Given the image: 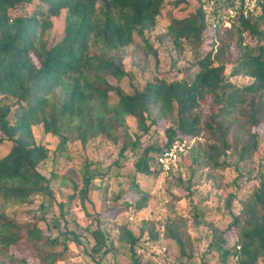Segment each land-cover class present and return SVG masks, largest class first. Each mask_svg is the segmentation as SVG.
Returning a JSON list of instances; mask_svg holds the SVG:
<instances>
[{"label":"trees","instance_id":"obj_1","mask_svg":"<svg viewBox=\"0 0 264 264\" xmlns=\"http://www.w3.org/2000/svg\"><path fill=\"white\" fill-rule=\"evenodd\" d=\"M165 2L0 0V144L9 145V150L0 156V264L28 263L25 249L41 264H54L63 258L68 242L79 240L78 233L69 226L66 201H56L53 195L51 181L55 174H46L40 168L49 151L36 143L32 131L35 124L59 138V153L65 152L69 141L78 140L85 145L102 137L120 142L112 160L119 165L126 151L141 149L133 162L134 169L143 175L156 177L162 172L156 163L157 155L175 139L188 138L196 139L189 154L191 163L200 166L201 160H205L210 168L208 177L217 187L225 188L242 176H250L247 166L254 162L260 145H264V135L258 132L260 126L264 129V0L258 12L245 16L238 8L232 17L228 10L234 7L233 0H221L219 9L213 10V22L206 18L203 0H195V8L188 15H171L164 35L179 52L184 41L195 50L197 60L191 78L162 77L128 93L118 85L128 75L124 68L125 49L135 43L136 35L146 53L157 56L146 34L155 29ZM181 4L189 6L188 0L173 1L175 7ZM61 11L63 34L58 41L48 44L45 35L52 26V17ZM226 20L229 27H223ZM210 26L211 48L200 55L203 31ZM227 65H231L229 76ZM237 75L251 81L238 84L230 79ZM111 78L116 84L111 83ZM110 92L117 96L115 101L110 100ZM127 117L135 119L140 134L130 133ZM161 123L165 125V142L142 145L141 135H152ZM185 157L179 159L171 175L180 169ZM231 164L237 176L223 183L214 170ZM93 165L92 161L84 163L80 185L73 183L74 192L67 199L77 196L85 214L99 224L117 209L114 205L105 207L103 212L87 209L92 180L106 174ZM261 176L239 212L230 209L235 195L228 194L226 204L232 220L224 230L214 231L209 243L223 263L232 258L235 264H264ZM175 179L177 184L183 183L180 175ZM39 194L55 201L57 212L52 225L59 230L55 237L36 222L17 223L7 211L13 206L30 204ZM128 194L123 206L139 211L147 205L148 194L133 179L130 187L122 191V196ZM119 197L120 194L115 196ZM39 207L42 209V205ZM176 223V217L165 223L164 236L174 239L183 255L188 238ZM232 230L237 237L229 243L226 234ZM91 233L94 243L90 253L99 254V262L113 245L99 225ZM149 234L158 237L154 228ZM139 238L130 229L121 228L119 240L128 246V264H151L142 262L136 253Z\"/></svg>","mask_w":264,"mask_h":264},{"label":"rangeland","instance_id":"obj_2","mask_svg":"<svg viewBox=\"0 0 264 264\" xmlns=\"http://www.w3.org/2000/svg\"><path fill=\"white\" fill-rule=\"evenodd\" d=\"M173 1L166 0L161 13L157 16L155 29L146 34L157 56L153 53L147 54L140 37L136 35L135 43L125 49L124 68L128 71V75L118 82L124 91L131 93L134 89H141L147 81L162 77L191 78L197 60L195 50L187 41H184L183 50L179 52L164 33L171 15L177 17L188 15L195 8V0H188L189 6L181 4L177 7L173 5ZM203 1L206 18L212 21V17L215 16L213 10L219 9L218 5L221 0ZM63 26L64 11H61L52 17V26L45 35L48 44L61 38ZM229 26L230 22L226 20L223 27ZM212 35V26L203 31L204 41L198 47L200 55H204L211 48ZM230 71L231 65H227L226 74L228 76ZM230 79L238 84L251 81L249 77L243 75L232 76ZM110 81L116 84L115 79L111 78ZM116 98L117 96L110 92V100L115 101ZM127 122L130 133L140 134L133 117H127ZM164 126L161 123L152 135H141L142 145L151 143L162 145L166 140L162 130ZM153 130L154 126L151 128V131ZM32 131L36 143L42 144L49 151L48 158L40 164V168L46 174L50 172L55 174L56 177L51 181L53 195L56 201H66L65 209L70 219L69 226L75 229L79 239L77 243L68 242L63 258L54 264L130 263L128 246L119 240L122 227L130 229L135 236L140 235L135 249L142 262L151 264H235L232 258H229L226 263L221 262L218 252L210 247L209 243L213 232L224 230L232 220L226 204L228 194L235 195L230 209L237 213L242 209V203H246L258 186L261 175L264 176L263 144L256 152L254 162L247 166L251 170L250 176H242L236 179L235 184L220 188L215 185L212 177H208L210 168L204 164L205 160H201L200 166L191 163L189 154L194 148L196 139L192 140V146L185 154L186 157L178 171H175L173 175L162 171L155 177L140 174L134 169L133 159L141 153V149L134 152L126 151L120 158V164L116 165L112 160L115 159L120 149V142L113 143L102 137L92 139L85 145L78 140L69 141L65 152L59 153L57 152L59 138L56 135L45 133L41 124L33 125ZM258 132L263 136V127L260 126ZM8 150L7 143L0 144V156ZM87 161H92L94 163L92 167L97 171L106 173L103 177H96L92 180L89 192L91 202L87 203V209L103 212L105 207L113 205L117 209L114 215L102 218L99 224L92 216L85 214L77 196L72 200L67 199L74 192L73 183L80 185L82 167ZM214 172L221 175L223 183L232 181L237 176L233 164L227 168H218ZM179 175L183 182L181 185L177 184L175 179ZM132 179L148 194L147 205L139 211L123 206V201L130 197V194L122 196V191L130 187ZM117 194H120L119 198H115ZM39 205H42V209ZM7 211L13 215L17 223L36 222L46 233L50 231L51 237H55L59 231L52 225L55 212H57L55 201L43 195H36L30 204L13 206ZM173 217L177 218V228L183 231L184 236L188 238L186 253L183 255L177 242L171 237L164 236L165 223ZM98 225L110 236V242L113 245L112 250L99 262V254L92 256L90 253V248L94 243L91 230L96 229ZM151 228L158 233L157 238H152L149 234ZM141 229L143 233L140 234ZM226 237L229 243H233L237 235L232 230L226 234ZM25 245L30 247L28 242H25ZM23 253L30 260L26 264H41L40 260L34 258L29 250L25 249Z\"/></svg>","mask_w":264,"mask_h":264},{"label":"built area","instance_id":"obj_3","mask_svg":"<svg viewBox=\"0 0 264 264\" xmlns=\"http://www.w3.org/2000/svg\"><path fill=\"white\" fill-rule=\"evenodd\" d=\"M234 7L228 10L230 17L234 16L237 9L241 8L243 14L246 16L248 12H256L259 8V4L263 0H233ZM228 21V20H227ZM193 139H175L171 145L164 150L161 154L157 155L156 163L158 167L165 172L169 173L173 167L176 166L179 159L187 154V151L191 148Z\"/></svg>","mask_w":264,"mask_h":264}]
</instances>
